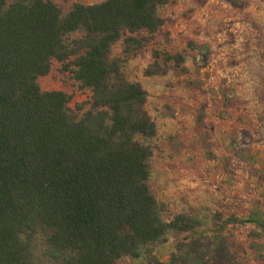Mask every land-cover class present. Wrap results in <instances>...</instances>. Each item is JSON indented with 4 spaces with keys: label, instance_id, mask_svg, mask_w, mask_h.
<instances>
[{
    "label": "trees",
    "instance_id": "trees-1",
    "mask_svg": "<svg viewBox=\"0 0 264 264\" xmlns=\"http://www.w3.org/2000/svg\"><path fill=\"white\" fill-rule=\"evenodd\" d=\"M168 4L104 0L65 12L56 0H0V264H246L229 228L252 225L264 239L257 208L245 219L217 213L213 228L185 213L166 221L151 189L158 130L148 92L123 65L162 29ZM121 41L124 57L113 58ZM54 63L90 101L72 109V95L42 90ZM185 64L182 53L155 51L144 75L187 74ZM170 236L183 237L163 262L157 250Z\"/></svg>",
    "mask_w": 264,
    "mask_h": 264
},
{
    "label": "rangeland",
    "instance_id": "rangeland-1",
    "mask_svg": "<svg viewBox=\"0 0 264 264\" xmlns=\"http://www.w3.org/2000/svg\"><path fill=\"white\" fill-rule=\"evenodd\" d=\"M102 1L56 3L67 12L75 3ZM160 15L162 29L123 70L149 95L146 110L158 130L151 142L150 186L166 205L164 219L198 215L207 217L213 228L217 213L245 219L256 208L264 212V0H170ZM123 48L122 41L117 43L113 58H123ZM155 51L184 54L189 72L146 77ZM61 69L54 63L40 79L42 90L72 95V109L90 101V91L81 90ZM201 111L205 118L199 124ZM254 230L252 225L229 228L228 236L241 262L264 264V239L252 236ZM182 237L170 236L157 257L168 261Z\"/></svg>",
    "mask_w": 264,
    "mask_h": 264
}]
</instances>
